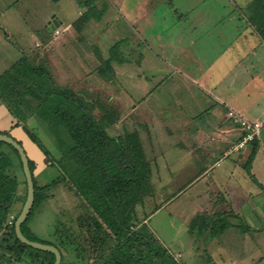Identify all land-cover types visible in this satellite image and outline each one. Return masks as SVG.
<instances>
[{
	"label": "crops",
	"instance_id": "crops-1",
	"mask_svg": "<svg viewBox=\"0 0 264 264\" xmlns=\"http://www.w3.org/2000/svg\"><path fill=\"white\" fill-rule=\"evenodd\" d=\"M58 1L66 2L72 15L64 20L57 11L50 12L44 26L35 32L34 41H25L27 37H23V51L37 63L47 65L59 87L76 82L87 88H111L116 84L113 97L102 101L118 113L109 128L113 131L117 126L120 128L115 135L132 129L137 132L144 149L148 148L145 149L148 159L159 167H152L153 170L160 169L159 162L166 160L155 154L162 152L158 148L161 144L184 148L195 164L194 169L201 171L193 176L190 184L198 180L205 183L202 189L189 192L187 201L193 208L185 218L187 225L202 217L211 219L215 213H221L223 218L227 213L235 215L230 220L231 228L218 239L210 231H204L205 225L200 223L203 249L194 236L192 246L181 241V247L173 248V243L178 242L176 237L169 240L148 224L154 212L144 220L150 230L178 264H264V254L258 252L264 242V235L260 233H264V127L252 158L254 179L247 180L240 170L253 149L252 146L232 149L243 129L229 118V111L234 109L250 119L264 121V39L249 19L253 0ZM87 10L91 11L89 16ZM101 11V19L96 20ZM52 17L60 23L56 27L52 26ZM23 22L24 19L19 20L16 26L21 28ZM58 28L60 33H56ZM101 32L105 38L100 41L106 48L95 42ZM94 33L97 34L92 37ZM38 34H42V41ZM76 34H87V41L77 39ZM8 39L0 34V74L22 57L14 61L7 59L9 49L2 56L5 46L11 44ZM115 41L118 55L113 54L111 46ZM96 49L104 61L100 68L103 76L95 74L92 68ZM113 76H119L114 83ZM172 106H178V110ZM167 121L175 124L168 128L160 125ZM14 122L16 119L1 103L0 125L9 126ZM177 130L185 140L166 142ZM177 162L169 158L165 163L167 169L171 164L175 168ZM243 197L255 202L247 211L254 214L253 223L247 229L254 235H249V241L233 237L234 228L240 227L235 219L241 215L236 202ZM78 205L74 208L78 216L93 215L87 211L86 216ZM92 241H86L87 252H83V242L77 243L78 255L86 264H91L96 256L92 253ZM111 242L115 244V240L109 239Z\"/></svg>",
	"mask_w": 264,
	"mask_h": 264
},
{
	"label": "trees",
	"instance_id": "trees-1",
	"mask_svg": "<svg viewBox=\"0 0 264 264\" xmlns=\"http://www.w3.org/2000/svg\"><path fill=\"white\" fill-rule=\"evenodd\" d=\"M249 9V19L264 39V0H253ZM86 14L89 16L91 11L87 10ZM75 92L70 87H59L50 68L28 55L20 57L0 74V104L16 119L14 126H22L43 150L45 161L61 170L52 185L66 181L70 192L80 197L78 207L86 216L87 211L93 213L88 218L83 214L78 216L77 230L59 228L57 242L61 244L65 236L66 246L68 241L83 242V252H87L86 241H97L91 264H178L144 222L147 216L140 218L138 207L145 205L154 190L151 161L140 136L135 131L111 134L108 127L115 123L117 110L101 104L103 113L96 116L95 101L87 103ZM34 118L52 137L59 156H54L30 126ZM0 132L12 135L10 129ZM259 141H252L253 150L246 165L252 160ZM29 163L35 183V202L22 224V231L35 240L27 234L29 218L36 207L54 194L48 192L52 185L38 183L34 175L36 162L30 156ZM27 192L18 149L0 140V264H53L55 261L54 252L33 247L17 236L15 221L23 205L17 210L16 204L21 198L25 202ZM159 207L156 205L154 211ZM11 216L14 218L9 222ZM218 218L213 215L205 223L199 222V218L191 226L195 228L203 223L206 231L212 228L214 234L218 231L213 226ZM109 239L115 240V244L110 246ZM46 243L60 248L57 243Z\"/></svg>",
	"mask_w": 264,
	"mask_h": 264
},
{
	"label": "rangeland",
	"instance_id": "rangeland-1",
	"mask_svg": "<svg viewBox=\"0 0 264 264\" xmlns=\"http://www.w3.org/2000/svg\"><path fill=\"white\" fill-rule=\"evenodd\" d=\"M14 0H0V34L6 37H9V41H11L10 46H5V49L2 51V56L7 53L6 49L8 51L9 57H6L9 60H16L19 56L23 55H29V53H25L23 51L24 43H23V37H27L25 41L30 40L34 41L35 39V32H38L37 29H41L44 26L45 20L50 14V12L57 11L58 14H60L61 18L66 20V18L70 15H72L73 11L70 7H66V2L64 1H58V0H25L24 3L15 4L12 3ZM12 3V4H11ZM30 5V9H29ZM33 6H36L37 10H32ZM96 12V11H93ZM101 15L96 19L100 20L103 12L101 11ZM24 19L25 22L24 26L21 28H18L16 26V22L19 20ZM80 20V19H78ZM23 21V20H22ZM82 22V20H80ZM31 31V34L28 35V31ZM77 30V28H75ZM58 33V32H56ZM97 33H94L92 37H95ZM65 35H69V33H66ZM77 39L86 40L87 41V34H76ZM30 36V37H29ZM38 38L42 41V34L37 35ZM105 36L103 32L100 33V36L95 37V42L101 47L106 48L107 45L103 43L102 39H104ZM118 39V38H116ZM99 40L100 42H98ZM96 44V46H97ZM118 43L115 41L111 44L113 48V54L118 50ZM34 43L31 44V46ZM1 53V52H0ZM96 58L94 60V64L92 66L93 71L95 74L99 76H103V72L101 71V67H103L104 61L102 58V54L100 51L96 49ZM115 55H118L115 53ZM17 56V57H16ZM101 61L100 65H97L99 63L98 61ZM94 74V73H93ZM113 74H111L112 76ZM115 77V78H114ZM119 78V76H117ZM116 76H113V83L117 81ZM100 79V78H98ZM112 83V84H113ZM110 84V83H108ZM58 85V84H57ZM60 86V85H59ZM66 86H69L73 90H75L76 94H78V97L84 98V100L87 103L93 104L95 101L93 112L97 115H101L103 113V109L100 108V105L102 101H108L107 99L109 97H113L112 95L116 93V84L112 85L111 88L109 87H99L96 88V86H93L92 88H87L85 84L83 83H70ZM63 89V87H61ZM143 90V89H142ZM164 93V92H163ZM113 108V106L111 107ZM173 110L177 111L178 106H172ZM164 120H168L167 116L163 117ZM161 119V116L159 117ZM16 122H14L12 125L9 126L6 125H0L1 127H4L5 129H10L11 133L14 137L21 140L23 142V146L25 147L26 151L28 152L31 159H33L36 162V168L34 170V175L36 176L38 183L40 185H52L53 180L56 179L57 176L61 175V170L56 167L48 164L45 161V153L43 150L38 146L37 143H35L27 134V132L22 128V126H14ZM175 123L173 122H160V125L162 127L166 126L171 127ZM14 126V127H12ZM30 126L36 131L40 138L47 144L48 148L53 152L54 156H59L60 154L57 152V149L55 150V143L52 140V137L49 135V133L43 129L41 126L38 125L37 119L34 118ZM0 129V130H5ZM108 130L111 134H118L120 131V128L117 126L115 127L114 131L113 128H109ZM130 131V130H127ZM133 131V129H132ZM185 138L181 133H178V130L174 132L172 137H169L166 139V142H182ZM252 146V142L247 144L245 147ZM147 147V146H145ZM243 147L242 149H244ZM162 152H156L155 154H159L158 158L166 159L163 160L164 162H159L160 169L153 170L152 169V176H151V182L154 185L153 193L150 194L145 202L144 206H139L138 210L140 212V218L143 216H147L148 218L151 214H154L151 216L150 220L148 221V224L150 226L155 227V229L159 230L163 234V236L169 240L174 239V242L172 247H181V241H183L184 245L189 246L191 244L192 246V240L193 236L198 241V246L203 249V241L201 238L202 235H200V223L197 224L195 228L192 226L187 225L185 223L186 216L191 213L192 211V203L187 201L189 192L200 190L203 188V185L205 183L201 182L203 180H198L196 184L191 185V179H193L195 174L201 172L199 170L194 169L195 164H192V162L189 160L190 155L184 152V148L182 146L180 147H169L167 144H161L160 147H158ZM148 149V148H145ZM156 150V149H154ZM152 153V149H150ZM55 152V153H54ZM251 154V153H250ZM156 156V155H155ZM169 158H175L177 160V164L175 168H172L173 165H170V169H167V165L165 164L166 161ZM164 163V166L163 164ZM251 164L252 160L246 165H243L244 167H241L240 173L242 175H245V179H254V174H252L251 171ZM198 166H203V164H200ZM151 167H156V164H153L151 162ZM193 167V168H192ZM213 172V170L211 171ZM22 176V174H21ZM208 177V176H207ZM209 178V177H208ZM157 180V181H156ZM208 180H204V182H207ZM254 183V181H252ZM252 187L255 188V184H252ZM22 196L24 197L25 194V188L22 186ZM49 193H53L54 195L49 196L47 199H45L38 207L34 209V212L31 214L29 221H28V228H27V234L34 238L35 240H39L42 242H53L60 245V251L62 253V256L64 260L60 264H86V262H82V259L78 255L77 251V243H70L69 246H66L65 242L67 240L65 239V236L63 237V241L61 244L57 242L60 240V235L57 233L58 230H61L59 228L63 227H71L72 230L78 229V214H76V211L74 210L75 207H77L78 201L80 199L79 196H76L74 193L70 192V190L67 187L66 181H60L57 184L52 185L51 188L48 190ZM171 199L170 202H167L166 200ZM252 200L254 199H246L242 198L240 201L237 200L236 204L240 207V216H236V222L239 223L240 227L234 228L233 237L234 239H238L239 241L247 240L249 241L248 237L249 235L254 236L251 231H247L249 227L253 223V212L250 214L247 213V211L250 210V207L253 206L255 202ZM24 202L22 201V198L18 200L16 207L17 210L22 207ZM159 204L158 211H154V207ZM245 212V214H244ZM146 214V215H145ZM224 214V213H223ZM225 215V214H224ZM233 213H227L225 218L222 217L221 213H215L214 216H219V218L216 220L215 229L218 231L216 233H212V228H209L207 232L210 231L212 235H215L218 238L225 235L227 230L231 228L232 225L231 221H233ZM235 216V215H234ZM210 217V216H208ZM209 220L208 218L205 219V217H202L200 219L201 222L205 223V221ZM231 220V221H230ZM207 228V227H206ZM206 228H203L204 231ZM233 231V230H232ZM262 235H264L263 232H260ZM206 233L204 234V236ZM261 235V236H262ZM197 236V237H196ZM178 237V238H177ZM182 239V240H180ZM258 244V242H257ZM98 245L97 241H92L91 247L94 248ZM112 245V242L110 243V246ZM183 245V244H182ZM105 246V245H103ZM95 249V248H94ZM92 251V250H91ZM202 251V250H200ZM258 252L261 254H264V242L261 243L259 246ZM93 253V251H92ZM180 255V254H179Z\"/></svg>",
	"mask_w": 264,
	"mask_h": 264
},
{
	"label": "water",
	"instance_id": "water-1",
	"mask_svg": "<svg viewBox=\"0 0 264 264\" xmlns=\"http://www.w3.org/2000/svg\"><path fill=\"white\" fill-rule=\"evenodd\" d=\"M51 21H52L53 27H56L57 25L60 24L58 22V20L54 17L51 18ZM0 140L7 141V142L13 144L18 149V151L21 155V159H22V163H23V170H24V174L26 177V181H27V189H28L27 197H26V200L23 204V207H22V209H21V211H20V213L17 216L16 221H15V230H16L17 236L23 242H25V243L33 246V247L54 252L55 253V261L53 264H60L62 262V253L56 245L51 244V243L42 242L39 240L30 239L22 231V224L24 223V221L29 216L30 211H31V209L34 205V202H35V183H34L33 173H32L31 167H30V163H29V156L26 152L25 147L17 139H15L12 135H10L8 133L0 132Z\"/></svg>",
	"mask_w": 264,
	"mask_h": 264
},
{
	"label": "built area",
	"instance_id": "built-area-1",
	"mask_svg": "<svg viewBox=\"0 0 264 264\" xmlns=\"http://www.w3.org/2000/svg\"><path fill=\"white\" fill-rule=\"evenodd\" d=\"M56 32L60 33V29H56ZM229 118L235 123L239 124L243 129L241 138L233 145L232 149H241L250 142L261 138L262 129L264 127V121L258 119H250L242 113L231 109L229 111ZM14 216H11L9 222H12Z\"/></svg>",
	"mask_w": 264,
	"mask_h": 264
}]
</instances>
